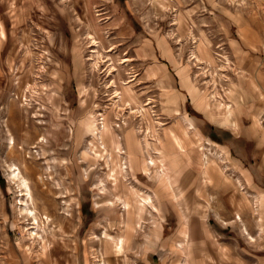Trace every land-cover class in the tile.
Instances as JSON below:
<instances>
[{"label": "rangeland", "instance_id": "rangeland-1", "mask_svg": "<svg viewBox=\"0 0 264 264\" xmlns=\"http://www.w3.org/2000/svg\"><path fill=\"white\" fill-rule=\"evenodd\" d=\"M232 16L262 38L252 53L261 74L264 0H0V264H264L261 190L246 183L243 170L259 165L264 171V95L242 100L238 78L244 74L229 54V40L238 38ZM195 36L209 57L192 52L198 61L190 58L193 46H202ZM161 38L172 58L158 46ZM144 43H151L154 58L139 56ZM216 53L228 56L230 65ZM182 70L209 108L218 99L229 101L232 90L241 104L250 101L239 116L240 133L196 108L182 85ZM167 87L180 98L177 116L165 111ZM114 89L133 110L145 109V118L127 111L116 118L109 109ZM103 118L112 128L114 149H101ZM213 128L220 130L219 143L211 137ZM132 129L141 147L133 163L126 141ZM148 129L149 139L143 133ZM168 132L183 145L171 165L177 201L169 188L160 190L170 165L151 161ZM184 163L191 167L181 171ZM16 168L29 181L28 208L50 217L36 229L21 213L26 197L11 178ZM159 173L164 181L158 183ZM139 201L145 207L140 219ZM237 213L247 228L237 223ZM60 245L67 248L66 258L50 253Z\"/></svg>", "mask_w": 264, "mask_h": 264}, {"label": "crops", "instance_id": "crops-1", "mask_svg": "<svg viewBox=\"0 0 264 264\" xmlns=\"http://www.w3.org/2000/svg\"><path fill=\"white\" fill-rule=\"evenodd\" d=\"M232 18L234 19L233 23L236 24V27L238 29L237 30L238 31V38L229 40V42H228L229 51H230L229 54L231 55V58L235 60L236 64L242 70V73L244 74L243 76H239V78H238L239 83L241 84L239 87L240 88L239 90H240V92H242V94L244 93L242 96V100L244 98V95L246 98H251L252 96H254V93L256 95V98L261 99L260 97H262V95H264V71L261 74H259V72H258L259 64L256 61L257 58L254 57V55L252 53L255 50H257V48L260 47V45H262L263 40L261 37H259L257 35L256 32H254L252 30V28L249 26V24L245 23L243 20H240L238 17L232 16ZM196 42L201 44L202 46H199L197 48H195L193 46V48L195 50L190 51V56H191L190 58L191 59L193 58L192 52L196 56H198L200 59H203L206 56L209 57L208 54H209L210 50H208V47L204 46V43L202 41L197 40V37H196ZM192 44H194L193 41H192ZM158 46L160 47L164 56L167 55L168 57L172 58V50H171V47L168 45V42L166 41V39L161 38L158 41ZM220 47H221V45H220ZM139 50H138L139 56L142 55L143 58H145V57L154 58V55L152 54V51H151V43L147 46L144 43V47L142 48L143 54H141ZM224 58L227 61V63H225V65L229 66L231 62H230L228 56H225ZM196 60H197V57H196ZM153 70L154 69L152 68V66H150L149 69L147 70L148 76H152ZM184 72H185L184 70H182L180 72L181 76H182V85H183V87H185L188 90L189 95L191 97V100L194 103V105L196 106V108L198 110L206 112V114L208 115L207 117H209L211 120H214L215 122H217L221 125H224L226 127H231L234 130V132L240 133L239 122H238L240 120L239 116L245 110L243 108L249 107L247 105L249 104L250 101L246 102V104H241L242 103V100L240 99L241 96H240V98H237L235 96V91L232 90V91H230V95L228 97V99L230 98L229 101H224V99H222L224 104H228V108L226 107V105L225 106H219L218 103H212L211 107L209 108L206 95H204L200 92V90L196 87V85L194 83H192L191 79L188 76L184 75ZM163 89H164V92L166 91L164 101L167 102V106H166L165 111H167L169 115L171 114V115L177 116L178 114H180L179 103H178L180 98L173 95L171 93V91L168 90V87L163 88ZM261 108H264V105L261 106ZM175 110H179V112L178 113L173 112ZM252 119H253L252 121H253L254 127L260 128L259 127L261 125L260 122L255 118H252ZM257 132H258V130H256V133ZM166 135L171 136L172 140H174V141L177 140V141L181 142L180 140H178L177 137H175L174 135H171V133L166 134ZM258 135H260L259 132H258ZM167 136H166V138H167ZM185 136L186 137L188 136V134H186V132L184 133L183 137H180V138L185 139ZM236 137L238 138V136H236ZM253 139H257V138H250V140H253ZM259 139L263 140V138H261V136H259ZM209 144H213V143L211 141H209ZM162 145H163L162 146L163 150L168 151V149H166L164 147V144H162ZM173 146L175 147L176 154H179L183 149V145L181 148H178V146L175 144ZM177 150H179V151H177ZM239 160L241 161V159H239ZM207 165L208 164L202 165V170H203L202 173L205 176V178H206L207 171H208ZM189 167H191V166H189L187 163H184V166L182 167L181 171L184 169H187ZM166 170L168 172V175L167 174H165V175L169 176V178L167 179L165 176V178H166V179H164L165 181L161 180L164 182L159 181L162 184L160 186V190L165 189V188L166 189L169 188L168 191L170 192V195L173 196L175 198V200L177 201L178 198L175 195L174 188L171 186V183H170V180H171L170 176L172 173L171 167H170L169 171H168V169H166ZM243 170L245 172L244 178H245L246 183L251 182L252 184H254L256 187H258L261 190L260 191L261 195L258 196L260 199V201H258V203H259V205H261L263 207L264 206V189H262V188H264V171L260 169L259 165L257 167H254V168L253 167H250V168L244 167ZM185 177H186L185 179H187V178H189V175L187 174ZM239 182H241V181L239 180ZM179 187H180V189H182V192H183V187L182 186H179ZM260 210L262 211V208L258 209V211H260ZM190 213H188V215H189L188 226L190 224ZM236 221L239 224H243V221H242V219L238 213L236 214ZM242 227L247 228L244 226V224L242 225ZM186 228H187V226H186ZM247 230L248 229L243 230L245 237H247L251 243H255L256 242L255 237L253 235H252L253 236L252 237L248 233ZM185 233H186L185 235L188 238L189 232L187 229H186ZM189 243L191 244L190 241H189ZM192 253H193V250H192ZM206 253H207V251H206ZM193 255L196 258V253ZM199 259L201 260L202 258H199ZM201 262L203 264L206 263L204 261V259L201 260Z\"/></svg>", "mask_w": 264, "mask_h": 264}, {"label": "bare ground", "instance_id": "bare-ground-1", "mask_svg": "<svg viewBox=\"0 0 264 264\" xmlns=\"http://www.w3.org/2000/svg\"><path fill=\"white\" fill-rule=\"evenodd\" d=\"M91 43L93 44V46H96L97 44H98V42L94 39V38H91ZM98 46V45H97ZM219 50H221V51H224V48H222V47H220V46H218L217 47ZM112 50V49H111ZM113 51V50H112ZM93 55L95 54V56H96V51H93V53H92ZM98 54V53H97ZM216 55L218 56V57H220L221 59H223L224 60V62L226 61L225 60V56L223 55V54H220V53H216ZM100 56V55H99ZM193 56V58L192 59H194V60H196V57H194V55H192ZM107 62V61H106ZM128 60H122V61H120V64L121 65H123V66H128L127 64H128ZM109 63V62H108ZM98 64L99 63H95V66H96V68H97V66H98ZM113 64V63H112ZM94 65V64H93ZM94 66V67H95ZM113 66H114V64H113ZM118 66H119V64H118ZM112 68V72H110L111 74L113 73V72H115L116 71V69L114 68V67H111ZM111 68H109V70L111 69ZM45 69V68H44ZM43 71V70H42ZM117 71H119L118 69H117ZM38 76H40V75H38ZM37 76V77H38ZM133 76V75H132ZM136 76V75H135ZM134 76V77H135ZM41 80V79H40ZM38 82V81H37ZM131 82H133V81H131ZM115 83V82H114ZM123 83V82H122ZM124 84V83H123ZM129 84H130V82H129ZM31 86V85H30ZM116 86V84L114 85V87ZM125 86V85H124ZM29 87V86H28ZM121 87V86H120ZM33 88V87H32ZM35 88H36V86H35ZM110 88V87H109ZM31 89V88H30ZM29 90V89H28ZM32 90H34V89H32ZM114 96H112V99H111V101L109 102L110 103V107H109V109L111 110V111H113L114 113V116L116 117V118H118L120 115H122V116H125L126 115V112L125 111H127L128 112V115L129 116H131V117H133V115L134 116H138L139 118H145V116H146V110L145 109H143L142 107H141V109L142 110H140V109H138V110H133L132 109V107H131V101H126L124 98H123V96H122V93H119L116 89H114ZM131 93V92H130ZM130 93H129V91H127V93L125 94V96L127 95H130ZM219 94V93H218ZM213 95V94H212ZM220 95V94H219ZM218 95V96H219ZM217 96V97H218ZM212 97V99L214 98L213 96H211ZM222 98V97H221ZM133 99V98H132ZM218 99V98H217ZM223 99V98H222ZM221 100V99H220ZM122 102L123 104H124V106H126V108H121L120 107V105H119V102ZM215 101V100H214ZM218 102H216V103H218V104H221V106H225L226 105V107L228 108V105L227 104H224L223 102H221V101H219V99L217 100ZM146 105L148 106V110H149V112L150 113H152V115L153 114H155V111L153 110V108H154V105L150 102V103H146ZM109 106V105H108ZM106 109H108V108H106ZM108 109V110H109ZM14 114V113H13ZM105 114V113H104ZM103 115V114H102ZM104 116V115H103ZM142 118V119H143ZM157 123V126H159L160 128L161 127H163V124L162 123H160L159 121H156ZM89 125V127H88V129L90 130H94L92 127H91V125L90 124H88ZM101 127V126H100ZM102 133H103V136H102V141H103V144H104V147H102L101 149H105L106 148V146L105 145H107L108 147H110L111 149H114L115 148V141H114V135H113V131H112V128L110 127V124H109V122H108V119L107 118H103V120H102ZM95 131H97V129L95 128ZM141 131V130H140ZM135 132L136 131H134L133 129L132 130H130L129 132H128V134H126V138H127V148H128V155H129V157H130V159L132 160V163H133V160L135 161V157H137V155H139L140 153H141V147H140V143H139V140L137 139V137H136V134H135ZM143 133H145V138H147V139H149V135L151 134L150 132H149V129L145 132V131H143ZM98 135V134H97ZM146 139V140H147ZM42 141H43V139H42ZM160 143V142H159ZM11 146H10V149H12V150H14L15 149V141H14V139L12 138L11 139ZM161 144H163L162 142H161ZM177 145L178 146V148H181L182 147V143L181 142H179V141H174V140H172V138H171V136H167V143H164V147L166 148V149H168V151H166V150H163V149H161V148H158V149H156V153L159 155V157H158V159H156V160H151L152 161V163H154V164H165V165H170V167H171V165L174 167V163H175V159H177V155H176V151H175V149L173 150L172 148L174 147L173 145ZM173 150V151H172ZM115 151H116V149H115ZM174 158V159H173ZM151 163V164H152ZM176 165V164H175ZM151 166V165H150ZM13 168V167H12ZM11 171V178H13L12 180L14 181V183H18V186H19V188H21L22 189V191H25V194H24V196L26 197V201H25V204L24 205H22V210H21V213L23 212L24 213V215L25 216H28V217H30V218H32V220H33V223H32V225H33V229H36V228H38L39 227V222H40V220H42L43 222H44V220H46V222L47 221H49V216L47 215V213H46V211L44 210V209H46L47 208V201H45V208L43 209L44 211H45V213H42V215H38V212H37V210L36 209H29L28 208V199H33L32 198V195H31V189H30V186H29V181H28V179L26 178V177H24V176H22L21 175V173L19 172V170L16 168V169H13V170H10ZM17 171V172H16ZM34 173H35V171H33ZM149 175V174H148ZM162 174H160L159 173V179H158V182L161 180V178H162ZM112 181H115V182H117L118 180L117 179H113ZM120 182V181H119ZM47 185V184H46ZM115 186H117V185H115ZM119 188V186H117L116 187V189H118ZM46 189V188H45ZM44 189V190H45ZM45 193V192H44ZM54 194V193H53ZM57 195V194H56ZM55 198H56V196H54ZM146 199H147V197L146 198H144V201H146ZM149 199V198H148ZM147 199V200H148ZM52 200V199H51ZM30 201V200H29ZM33 201V200H32ZM143 201V200H142ZM143 201V202H144ZM55 202V201H54ZM143 202H141L140 203V201H139V203L137 202V204H138V206H137V208H138V212H139V214H138V218L140 219V218H142V213H144V209L143 208H145L143 205L144 204H142ZM128 201H125L124 202V209H125V211L126 210H128ZM48 204H49V202H48ZM51 204V203H50ZM140 205V206H139ZM148 205V204H147ZM146 206V205H145ZM35 208V207H34ZM57 209V208H56ZM112 212H115V211H112ZM113 214V213H112ZM71 225V224H70ZM129 226H132L131 224H129ZM132 228H133V226H132ZM36 231V230H35ZM32 232V231H31ZM32 236V240H34V239H36V237L37 236H39L38 235V233L37 234H35V235H31ZM118 246V245H117ZM116 246V247H117ZM44 249V248H43ZM72 250V249H71ZM67 248L65 247V246H62V245H60V249L59 248H56V246L54 247V249L53 250H51V252L50 253H53V255H58V254H60V256L61 257H63V258H66L67 257ZM44 262H45V260H43Z\"/></svg>", "mask_w": 264, "mask_h": 264}, {"label": "trees", "instance_id": "trees-1", "mask_svg": "<svg viewBox=\"0 0 264 264\" xmlns=\"http://www.w3.org/2000/svg\"><path fill=\"white\" fill-rule=\"evenodd\" d=\"M213 130H214V133H215V134H213V136H211V137H212V139H213L215 142L219 143V140H218L217 137L219 136L218 133H219L220 130H219V129H216V128H213Z\"/></svg>", "mask_w": 264, "mask_h": 264}]
</instances>
